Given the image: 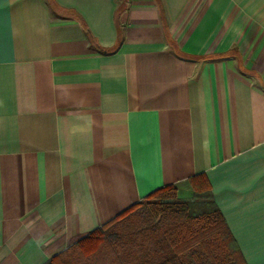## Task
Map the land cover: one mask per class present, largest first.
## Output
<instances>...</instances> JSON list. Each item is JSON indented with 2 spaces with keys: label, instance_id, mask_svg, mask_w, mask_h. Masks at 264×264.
I'll return each mask as SVG.
<instances>
[{
  "label": "crops",
  "instance_id": "0c3cea01",
  "mask_svg": "<svg viewBox=\"0 0 264 264\" xmlns=\"http://www.w3.org/2000/svg\"><path fill=\"white\" fill-rule=\"evenodd\" d=\"M199 172L264 264V0H0V264Z\"/></svg>",
  "mask_w": 264,
  "mask_h": 264
},
{
  "label": "trees",
  "instance_id": "16d2710c",
  "mask_svg": "<svg viewBox=\"0 0 264 264\" xmlns=\"http://www.w3.org/2000/svg\"><path fill=\"white\" fill-rule=\"evenodd\" d=\"M184 191V192H183ZM44 264H247L206 175L160 186Z\"/></svg>",
  "mask_w": 264,
  "mask_h": 264
}]
</instances>
